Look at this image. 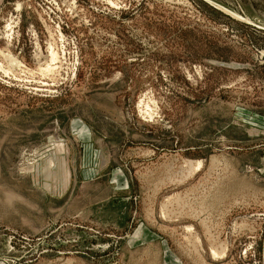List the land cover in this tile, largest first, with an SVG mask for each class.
I'll use <instances>...</instances> for the list:
<instances>
[{
    "label": "rangeland",
    "instance_id": "rangeland-1",
    "mask_svg": "<svg viewBox=\"0 0 264 264\" xmlns=\"http://www.w3.org/2000/svg\"><path fill=\"white\" fill-rule=\"evenodd\" d=\"M0 264H264V0H0Z\"/></svg>",
    "mask_w": 264,
    "mask_h": 264
},
{
    "label": "bare ground",
    "instance_id": "bare-ground-1",
    "mask_svg": "<svg viewBox=\"0 0 264 264\" xmlns=\"http://www.w3.org/2000/svg\"><path fill=\"white\" fill-rule=\"evenodd\" d=\"M54 55V54H53ZM55 56V55H54ZM18 66V65H17ZM44 71V70H43ZM49 71V70H48ZM222 251V250H221ZM215 252V251H214Z\"/></svg>",
    "mask_w": 264,
    "mask_h": 264
}]
</instances>
